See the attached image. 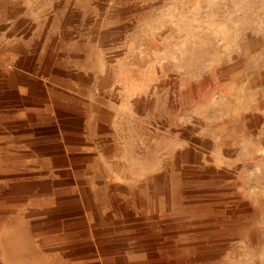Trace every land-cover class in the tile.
<instances>
[{
    "label": "rangeland",
    "instance_id": "374dc122",
    "mask_svg": "<svg viewBox=\"0 0 264 264\" xmlns=\"http://www.w3.org/2000/svg\"><path fill=\"white\" fill-rule=\"evenodd\" d=\"M142 234L264 264V0H0V264Z\"/></svg>",
    "mask_w": 264,
    "mask_h": 264
},
{
    "label": "bare ground",
    "instance_id": "6f19581e",
    "mask_svg": "<svg viewBox=\"0 0 264 264\" xmlns=\"http://www.w3.org/2000/svg\"><path fill=\"white\" fill-rule=\"evenodd\" d=\"M47 65V64H46ZM144 230V228H141ZM86 234V231L78 233H67L68 238L82 237ZM170 235V234H169ZM167 233L163 237H168ZM162 237V238H163ZM161 237H151L147 234H142L136 241L135 253H139L141 256L138 259H132L128 256H119L115 259V264H178L179 260L177 255L178 249L171 245V242H167L166 238L164 240ZM119 246V245H118ZM117 246V247H118ZM120 247V246H119ZM116 248V245H109L108 247H103L100 249ZM134 250V247L132 248ZM82 252V250H79ZM86 254H95V249H90L88 251H83ZM90 252V253H89ZM130 252V251H129ZM132 252V253H134ZM82 255V254H81ZM91 257V256H90ZM134 258V257H133ZM102 258L96 262H87L85 264H102Z\"/></svg>",
    "mask_w": 264,
    "mask_h": 264
}]
</instances>
